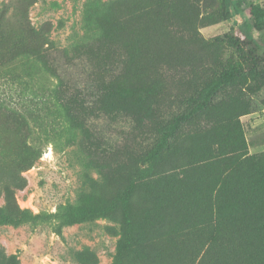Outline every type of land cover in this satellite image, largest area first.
<instances>
[{
    "label": "rangeland",
    "instance_id": "1",
    "mask_svg": "<svg viewBox=\"0 0 264 264\" xmlns=\"http://www.w3.org/2000/svg\"><path fill=\"white\" fill-rule=\"evenodd\" d=\"M118 1L0 0L13 39L27 19L51 41L46 66L20 59L3 83V93L27 102L14 105L24 120L0 115V207L9 185L18 207L34 215L78 214L105 206L151 166L141 188L156 197L133 220L140 230L157 228V239L139 264H264V185L252 181L264 169V50L249 45L257 34L248 22L250 2L264 0H236L244 15L232 20L223 19L220 0H157L156 31L143 17L107 32L108 45L99 42L93 56L74 50L99 15L96 4ZM122 2L117 16L148 0ZM111 46L122 56L114 59ZM231 66L242 75L143 164L174 118L195 105L189 99L201 101ZM59 224L0 226V264L112 263L121 238L114 218Z\"/></svg>",
    "mask_w": 264,
    "mask_h": 264
},
{
    "label": "trees",
    "instance_id": "2",
    "mask_svg": "<svg viewBox=\"0 0 264 264\" xmlns=\"http://www.w3.org/2000/svg\"><path fill=\"white\" fill-rule=\"evenodd\" d=\"M220 2L221 15L224 20L243 17L244 2L236 0H220ZM116 5H123L122 0L111 5H102L101 2L96 4V8L100 10L97 12L99 15L89 20L88 29L85 31L80 41L74 45V50L86 48L88 53L93 56L95 52H98L97 46L99 42H101L102 45H108L107 41L102 38L105 37L107 32L111 33L117 30L118 27L123 28L131 22L140 25L141 22L145 20L143 17H149L151 22L149 27L154 31L157 30V0H148L145 4L146 7L138 10L136 13H133V11L132 13L125 12L120 16H117L114 10V6ZM7 13L6 8H0V115L12 118L18 117V119L24 120L23 117L19 115L17 107L14 105L22 103V101H27L16 96L14 97L13 94L3 93L7 84L3 83L7 76H13L14 70L12 68L20 59H33L38 63L44 59V65L46 66L47 62L45 61L48 57L51 41L49 38L44 40L45 36L38 34L31 25L27 23V19L21 22V31H23L22 36H17L16 39H13L16 34L13 32L15 30L10 28L6 23ZM248 22L251 30L257 34L256 36L251 35L249 38V45L253 44L255 46L253 49L264 50V7L250 2ZM37 35L38 39H34ZM25 42H27L26 45L21 46V44ZM110 48L112 51L116 50L113 49L112 46ZM129 54L133 57L130 52ZM120 56L122 55L118 51L114 52V59ZM243 58L244 63H246V56ZM127 63L128 58L125 61V65H127ZM242 73V66H231L217 77L201 101L189 99L191 102H194L195 105L189 112L177 115L174 118L170 130L163 133L161 142L145 155L142 163H152L159 154L165 149H168V142L175 135L179 127L193 116L206 112L213 105L218 94L227 89L242 75ZM116 77L123 79L124 75H117ZM245 114L247 113L243 115ZM31 135L32 133L29 130V136ZM27 143H29V141ZM152 176L153 170L151 166H148L143 170L142 175L138 179L126 181L118 187L105 206L88 209L78 214L66 213L64 215H34L29 210L21 209L16 203L13 190L9 185H5L3 187L5 204L0 207V226H20L38 221L45 222L55 218L59 219L60 224L58 228L61 229L65 226L90 222L95 219L114 218L120 224L121 238L118 242L117 250L111 264H130L128 262L130 257L136 262L134 264H139V261L145 262L143 258L148 255L147 248L157 239V228L153 229L147 227L148 229L145 228L144 230H140L135 226L136 222L133 220L135 211L141 208L147 211L152 208V196L156 197L155 191L144 196L141 188L142 185L147 186L146 182L152 178ZM252 181L264 185V169L255 171ZM251 185L254 184L251 183ZM12 264H15V262L13 261Z\"/></svg>",
    "mask_w": 264,
    "mask_h": 264
}]
</instances>
